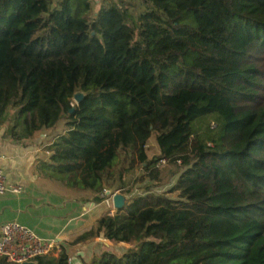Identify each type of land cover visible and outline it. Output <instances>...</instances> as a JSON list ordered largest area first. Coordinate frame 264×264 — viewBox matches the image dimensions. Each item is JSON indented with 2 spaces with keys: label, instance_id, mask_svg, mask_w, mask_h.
<instances>
[{
  "label": "trees",
  "instance_id": "trees-1",
  "mask_svg": "<svg viewBox=\"0 0 264 264\" xmlns=\"http://www.w3.org/2000/svg\"><path fill=\"white\" fill-rule=\"evenodd\" d=\"M60 120L41 168L67 189L102 202L178 175L76 237L128 245L82 264H264V0H0V123L27 139Z\"/></svg>",
  "mask_w": 264,
  "mask_h": 264
},
{
  "label": "crops",
  "instance_id": "crops-1",
  "mask_svg": "<svg viewBox=\"0 0 264 264\" xmlns=\"http://www.w3.org/2000/svg\"><path fill=\"white\" fill-rule=\"evenodd\" d=\"M100 2L96 1L95 8ZM66 131V122L60 120L30 138L18 139L10 134L6 123H0V168L9 184L22 189L19 194L0 195V226L16 222L38 238L66 248L70 264L73 259L82 264L88 263L102 244L109 247L112 244L98 238L86 244L69 245L107 215V208L103 202L94 201L89 192L67 189L42 171V165L51 156L50 147Z\"/></svg>",
  "mask_w": 264,
  "mask_h": 264
},
{
  "label": "built area",
  "instance_id": "built-area-1",
  "mask_svg": "<svg viewBox=\"0 0 264 264\" xmlns=\"http://www.w3.org/2000/svg\"><path fill=\"white\" fill-rule=\"evenodd\" d=\"M72 106L74 103L72 102ZM167 162L160 159L156 167H163ZM117 187L103 191L100 195L103 204L108 209L107 215H112L115 210L113 197L117 194ZM20 186L11 185L6 181L4 173L0 168V195L7 192L12 194L21 193ZM61 252L60 247L49 240L38 238L28 228L16 222H7L0 226V262L5 264L31 263L41 257H57Z\"/></svg>",
  "mask_w": 264,
  "mask_h": 264
},
{
  "label": "rangeland",
  "instance_id": "rangeland-1",
  "mask_svg": "<svg viewBox=\"0 0 264 264\" xmlns=\"http://www.w3.org/2000/svg\"><path fill=\"white\" fill-rule=\"evenodd\" d=\"M90 1H91L92 5L94 7L97 0H90ZM72 102L74 104H76L73 99H72ZM13 112H14L13 110H9L8 115L11 116L13 114ZM147 154H148L149 160H151V161H155L159 157V151H158V148H157V145H156V142H155V134L154 133L149 138L148 145H147ZM166 165H164L163 167H160V168L163 169ZM140 175H142V174H140ZM177 176L178 175L174 176L170 180V182L167 183V184H165V185H159V184L150 182L149 180H144L143 182L138 183L135 186V188L132 191V193L129 194V195H123L122 192L118 188H116L117 189V194L120 195V196H122L124 203H126L127 201H129L131 198H134V197H137V196H140V195L145 194L146 193V189H145L146 186H151L152 187L151 188V192H153L155 194H158V195L159 194H164V193H167L169 191V189H171V187L173 186V184H174ZM131 179H132V176L131 175H127L126 176V178H125V186H124L123 190L124 189H127L129 187V184H130ZM166 196L169 197V198H171V199L177 198V195L176 194H169L168 193V194H166ZM106 212H108V209H107ZM113 214H115V210L113 211L112 215ZM110 247H111V249L114 252L118 253V252L123 251L125 248H127L128 245H124V244L120 245L119 244L117 246L112 245Z\"/></svg>",
  "mask_w": 264,
  "mask_h": 264
},
{
  "label": "water",
  "instance_id": "water-1",
  "mask_svg": "<svg viewBox=\"0 0 264 264\" xmlns=\"http://www.w3.org/2000/svg\"><path fill=\"white\" fill-rule=\"evenodd\" d=\"M84 95L81 92L76 93L73 96V100L75 101L76 104H79L80 101L83 99ZM125 203L123 202V198L122 196L116 194L113 197V205L115 209H120ZM72 264H80L79 261L77 259H73L71 260ZM23 264H35L34 262L31 263H23Z\"/></svg>",
  "mask_w": 264,
  "mask_h": 264
}]
</instances>
